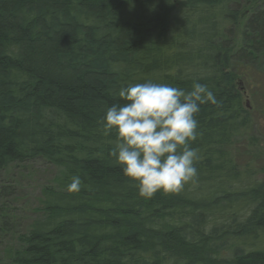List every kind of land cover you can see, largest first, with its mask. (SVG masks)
Returning <instances> with one entry per match:
<instances>
[{
	"label": "trees",
	"instance_id": "16d2710c",
	"mask_svg": "<svg viewBox=\"0 0 264 264\" xmlns=\"http://www.w3.org/2000/svg\"><path fill=\"white\" fill-rule=\"evenodd\" d=\"M241 1L0 0V172L61 169L3 264H264V0ZM148 81L216 104L195 117V180L143 199L102 120Z\"/></svg>",
	"mask_w": 264,
	"mask_h": 264
},
{
	"label": "clouds",
	"instance_id": "9594fccd",
	"mask_svg": "<svg viewBox=\"0 0 264 264\" xmlns=\"http://www.w3.org/2000/svg\"><path fill=\"white\" fill-rule=\"evenodd\" d=\"M123 105L106 109L102 128L115 133L109 155L134 183L138 196L179 192L197 177V139L200 105L216 104L214 93L198 81L190 91L151 81L122 87ZM81 178L71 177L69 193L80 190Z\"/></svg>",
	"mask_w": 264,
	"mask_h": 264
},
{
	"label": "rangeland",
	"instance_id": "374dc122",
	"mask_svg": "<svg viewBox=\"0 0 264 264\" xmlns=\"http://www.w3.org/2000/svg\"><path fill=\"white\" fill-rule=\"evenodd\" d=\"M244 1H241L242 4L245 3ZM245 17L246 13L243 12L240 17L241 24ZM240 44L241 41L238 38L236 46L239 47ZM260 72L256 77L262 79L263 86L256 89L255 95L256 99L263 101L264 60L261 62ZM248 94L249 92L243 94V101L247 108L249 103L251 104ZM260 106L263 107L261 101ZM258 124L260 131L255 128L256 131L253 133L256 136L259 133L264 134V118H261V116H258ZM251 150L250 148L249 151ZM60 172V168L49 165L42 160L11 166L0 172V209L3 210L4 214L0 219V259H3L2 255L7 247H15L17 244L16 238L25 234L30 224L39 218L41 204L44 200V191L54 187L53 180ZM0 264H3V262L0 261Z\"/></svg>",
	"mask_w": 264,
	"mask_h": 264
}]
</instances>
